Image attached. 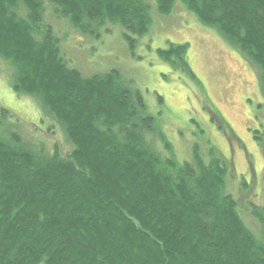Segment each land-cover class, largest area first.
I'll return each mask as SVG.
<instances>
[{
	"label": "trees",
	"instance_id": "trees-1",
	"mask_svg": "<svg viewBox=\"0 0 264 264\" xmlns=\"http://www.w3.org/2000/svg\"><path fill=\"white\" fill-rule=\"evenodd\" d=\"M177 3L243 55L264 96V0H0L8 85L41 104L70 146H32L0 107V264H264V207L228 190L230 160L195 145L178 162L133 80L83 75L63 52L61 23L94 40L119 27L132 50L152 11ZM187 49L168 43L156 57L196 81ZM210 120L235 138L216 111Z\"/></svg>",
	"mask_w": 264,
	"mask_h": 264
},
{
	"label": "rangeland",
	"instance_id": "rangeland-1",
	"mask_svg": "<svg viewBox=\"0 0 264 264\" xmlns=\"http://www.w3.org/2000/svg\"><path fill=\"white\" fill-rule=\"evenodd\" d=\"M152 20L149 33L135 39L132 50L119 27L111 28L99 40L82 38L62 23L56 28L61 39L65 36L62 49L71 67L86 76L115 69L134 81L178 162L191 160L195 145L203 154L212 146L230 160L233 178L227 184L228 190L235 196L240 191L250 204L264 207V144L253 139V131H257L264 140V119L255 118L264 115V96L256 69L179 3L167 16L153 10ZM168 43L188 45L187 63L196 81L157 59L156 49H165ZM0 107L13 115L20 136L32 146L50 149L58 145L62 152L69 151L59 124L46 115L42 105L14 95L1 61ZM213 110L235 134L231 141L227 129L223 132L211 122ZM149 141L162 157L166 155L157 140L152 137ZM243 180L248 185L246 190Z\"/></svg>",
	"mask_w": 264,
	"mask_h": 264
},
{
	"label": "flooded vegetation",
	"instance_id": "flooded-vegetation-1",
	"mask_svg": "<svg viewBox=\"0 0 264 264\" xmlns=\"http://www.w3.org/2000/svg\"><path fill=\"white\" fill-rule=\"evenodd\" d=\"M259 117H262L264 119V115H262V116H255L256 119L259 118ZM222 124H223V122H222Z\"/></svg>",
	"mask_w": 264,
	"mask_h": 264
}]
</instances>
